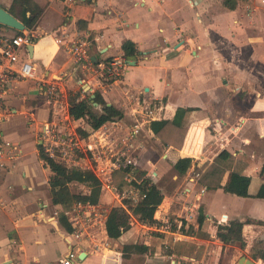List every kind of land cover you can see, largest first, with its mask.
Here are the masks:
<instances>
[{
  "label": "crops",
  "instance_id": "crops-1",
  "mask_svg": "<svg viewBox=\"0 0 264 264\" xmlns=\"http://www.w3.org/2000/svg\"><path fill=\"white\" fill-rule=\"evenodd\" d=\"M33 1L41 10L35 24L27 27L33 37L28 53L45 63L44 71L66 72L65 119L59 120V127L76 133L77 126L85 129L86 135L77 134L90 142L89 150L98 161L102 154L95 148L102 147L103 159L109 163L100 166L101 172L95 168L101 187L129 197L125 189L132 185L130 179L148 175L163 193L156 214L180 215L184 226L179 233L155 230L126 207L128 227L110 236L106 222L113 224L112 207L102 203V187L96 204L105 214L81 238H74L59 212L72 210L75 200L57 202L48 164L41 159L32 164L22 157L23 138H12V131L3 130L7 139L18 141L19 152L0 167V264H62L60 258L69 248L77 251L70 264H236L241 255L264 264L249 254L252 240L264 239V197L253 195L264 183V1ZM10 3L0 0L7 9ZM80 33L88 34L89 52L96 59L123 55L121 42L131 39L138 52L126 58L134 62L127 63L117 78L75 67L54 37ZM94 90L122 112L96 128L67 112L69 93L82 97ZM93 106L101 109L100 103ZM160 117H175L186 124L181 147L165 145L153 133L149 121ZM114 144L135 159L120 189L110 182L107 150ZM219 153L227 154L226 170L217 187L207 188L191 175L192 167ZM183 155L192 161L178 172L173 161ZM231 169L248 175L250 194L222 188ZM221 213L226 215L224 221L218 219ZM231 218L243 221V244L217 235V223Z\"/></svg>",
  "mask_w": 264,
  "mask_h": 264
},
{
  "label": "trees",
  "instance_id": "trees-1",
  "mask_svg": "<svg viewBox=\"0 0 264 264\" xmlns=\"http://www.w3.org/2000/svg\"><path fill=\"white\" fill-rule=\"evenodd\" d=\"M8 10L20 18L26 27H31L35 24L41 7L33 0H11ZM17 31L16 29L15 32ZM121 48L125 57H135L138 52L135 43L129 38L121 42ZM93 92V97L89 93H85L82 97L77 96L78 92L69 93L67 106L69 115L74 118L83 117L92 128H96L105 120L113 119L122 114L118 107L113 104H108L98 90H94ZM92 100L100 103L101 109L99 111L93 106ZM178 109L182 108L179 107ZM149 127L159 137L162 143L174 147H181L187 131L186 124L177 120L175 117L151 118ZM76 130L81 135L87 134V131L79 126L76 127ZM37 147L38 154L41 155V146L37 145ZM226 156V153H219L214 155L210 160L195 163L192 167L191 175L207 188L217 187L226 170ZM191 161L192 158L189 155L178 156L173 161V166L178 172H184L190 166ZM44 163L48 164L51 170L49 182L53 189L52 195L57 202L68 203L74 200L96 202L99 199L102 188L101 180L92 169L79 166H67L49 155L45 157ZM261 168H264V162ZM129 169V165L111 169V183L117 189L122 187ZM248 180V175L231 169L222 184V188L225 191L236 194L248 195L250 194L247 191ZM71 181L86 184L87 190H72L69 186ZM130 183L136 187L138 197L136 199L122 197V202L139 221L147 223L153 222L155 220L153 213L163 197L161 189L157 183L145 174L140 179L131 178ZM253 195L264 197V183L259 184ZM202 216L203 213L199 209L197 215L199 222L202 221ZM59 218L64 226L70 230L71 225L65 214L59 212ZM242 222L238 218H231L225 223H217V235L223 241L239 240L240 244H243L241 235ZM128 225L129 223L126 219L119 220L113 224L106 222L107 234L117 236ZM249 254L253 257H260L264 261V239L254 238L249 247Z\"/></svg>",
  "mask_w": 264,
  "mask_h": 264
},
{
  "label": "built area",
  "instance_id": "built-area-1",
  "mask_svg": "<svg viewBox=\"0 0 264 264\" xmlns=\"http://www.w3.org/2000/svg\"><path fill=\"white\" fill-rule=\"evenodd\" d=\"M54 41L61 44L69 53L74 61L75 67L85 70H98L109 78H117L122 75L128 63L126 57L121 54L114 55L107 59L93 58L89 52L91 39L87 33H80L70 37L55 36ZM30 43H32V32L30 28L24 27L10 34L0 33V122L4 117L2 110L7 105L5 101L6 96L12 91L18 81L26 78L34 79L35 88L45 94L48 102H51V112L53 114L58 112L56 110H58L59 107L61 108L63 106L62 108H64V93L66 90L64 76L66 72L54 74L45 71L44 73H38L35 63L30 60L32 56L28 53V44ZM21 49H24L28 54V58L19 54ZM81 91L83 92L84 89H81ZM61 128L66 131L64 132V130L59 131L60 129H56L54 127V122L48 117L40 123L39 132L41 133V141L44 145V149L49 150L47 153L49 156L53 157L51 148L54 143L61 144V149L66 156H70L74 148L82 147L87 150L90 149V142L83 139V137H81L83 135L77 130V133L81 136H78V134L71 129L65 127ZM134 130H136V128H134ZM18 152V143L7 139L0 126V167L6 166V159L12 160L17 156ZM109 157L111 169L118 166H127L133 162L131 157L120 149L110 152ZM84 167L92 169L98 176L92 164L88 163ZM112 187L115 189L113 184ZM125 192H128L129 197L132 199L138 197L137 189L133 184L125 189ZM126 194L127 193H121L122 196H126ZM96 203L97 202L75 200V205L72 210H64L65 216L71 223V234L74 238H81L83 232L100 220V216L105 214L103 209H100ZM224 214L225 213H221L218 219L224 221L226 219V215ZM153 216L155 217V221L149 223V228L163 232H183L182 228L184 226V221L182 216L176 214H156V209ZM76 257L77 251L73 248H69L67 253L60 258V262L62 264H70L71 259Z\"/></svg>",
  "mask_w": 264,
  "mask_h": 264
},
{
  "label": "rangeland",
  "instance_id": "rangeland-1",
  "mask_svg": "<svg viewBox=\"0 0 264 264\" xmlns=\"http://www.w3.org/2000/svg\"><path fill=\"white\" fill-rule=\"evenodd\" d=\"M243 9L244 7L241 6ZM243 9L239 10L240 13H243ZM12 29L5 30L2 26H0V33L10 34L12 33ZM49 40H53L48 36ZM19 54L23 57L28 58V54L21 49ZM32 60L36 65V71L38 73H44L45 63L37 60V58L32 57ZM33 78H26L23 80L18 81L15 86L13 87L12 91L6 96V106L2 110L4 113V117L0 122V126L3 130L12 131L10 136L12 138H16L20 136L23 138L22 142L25 144L23 145V155L25 159H27L30 163H38L39 159L43 162L45 157L49 154V150L44 149V145L41 141V133L39 132L40 123L46 117L51 118L54 122V127L60 129L59 131H63L61 127H59V120L65 119L63 117L64 108H60L56 111L55 114L51 112V102L45 97V94L38 91L35 88V82ZM85 93H88L85 91ZM99 107V104L97 105ZM66 130H64L65 132ZM18 142V141H14ZM108 144V142H106ZM158 144V143H156ZM37 145L41 146L42 154H38V147ZM156 146V145H155ZM35 149L37 155L33 151ZM99 153H101L102 157L100 161L93 158L92 152L90 150L80 148H74L72 150V154L70 156H66L64 151L61 149V144H55L52 146L51 151L53 152V158L57 161L64 163L67 166H79L84 167L91 161L92 166L96 168L98 171L100 166L106 168L108 166V161L106 162L103 159V150L102 147L95 148ZM117 146L114 144L112 148L107 150L108 152H112L117 150ZM132 165L135 164V159H132ZM107 163V164H106ZM98 165V167H97ZM136 169V168H135ZM137 170V169H136ZM135 170V171H136ZM142 171L141 169L137 170V173ZM168 171V170H167ZM166 171V172H167ZM101 172V171H99ZM168 173V172H167ZM69 186L72 190L75 191H85L87 190L86 184H83L78 181H71ZM102 190L104 191V196L102 197V203L106 205H110L112 207V220L111 222H118L119 220L126 219L128 217V212L126 210V206L122 202L121 192L117 195L115 193L110 192L105 185H102Z\"/></svg>",
  "mask_w": 264,
  "mask_h": 264
},
{
  "label": "water",
  "instance_id": "water-1",
  "mask_svg": "<svg viewBox=\"0 0 264 264\" xmlns=\"http://www.w3.org/2000/svg\"><path fill=\"white\" fill-rule=\"evenodd\" d=\"M0 24H5L7 26L13 27L15 29H22L24 28V22L18 18L17 16H15L14 14H12L7 8L3 7L0 4ZM29 50H32V44H29ZM128 63H133L134 59H128L126 58ZM88 87V86H86ZM87 89V88H86ZM94 92H90V96L93 97ZM93 104H96L97 102L95 100H92ZM79 256H82V252L81 254H79ZM7 264H10V262H6ZM236 264H254V262L248 258L245 257L244 255H241Z\"/></svg>",
  "mask_w": 264,
  "mask_h": 264
}]
</instances>
